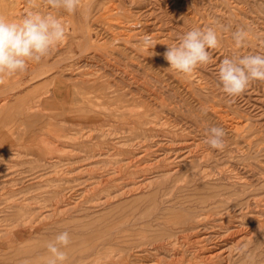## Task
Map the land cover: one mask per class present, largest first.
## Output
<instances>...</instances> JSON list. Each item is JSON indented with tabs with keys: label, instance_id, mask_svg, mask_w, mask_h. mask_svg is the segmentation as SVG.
<instances>
[{
	"label": "rangeland",
	"instance_id": "374dc122",
	"mask_svg": "<svg viewBox=\"0 0 264 264\" xmlns=\"http://www.w3.org/2000/svg\"><path fill=\"white\" fill-rule=\"evenodd\" d=\"M34 3L67 40L0 84V264H47L63 231L65 264H264V81L233 99L218 77L224 58L264 55V0H81L75 14ZM28 7L0 0V16L18 21ZM207 27L211 62L171 69L167 47ZM210 126L226 133L222 151L204 142Z\"/></svg>",
	"mask_w": 264,
	"mask_h": 264
},
{
	"label": "clouds",
	"instance_id": "9594fccd",
	"mask_svg": "<svg viewBox=\"0 0 264 264\" xmlns=\"http://www.w3.org/2000/svg\"><path fill=\"white\" fill-rule=\"evenodd\" d=\"M52 10H63L75 14L81 6V0H44ZM28 9L22 17L7 20L0 16V84L5 78L26 73L30 63H40L62 44L67 36L66 26L52 11L42 13L34 0H28ZM248 32L239 28L232 33L237 47H242ZM142 44L152 49L155 43L150 36H144ZM218 46V37L212 27L192 29L180 37L179 43L162 54L170 68L184 75H192L197 68L208 65L211 60L209 49ZM152 55H159L152 52ZM219 82L222 91L233 99L243 95L254 80L264 81V55H245L239 59L224 58L218 67ZM223 128L210 126L207 129L205 143L212 149L223 150L226 147ZM71 243L70 234L63 231L46 245L50 256L47 264H65L68 259L64 251ZM24 264H28L27 261Z\"/></svg>",
	"mask_w": 264,
	"mask_h": 264
},
{
	"label": "bare ground",
	"instance_id": "6f19581e",
	"mask_svg": "<svg viewBox=\"0 0 264 264\" xmlns=\"http://www.w3.org/2000/svg\"><path fill=\"white\" fill-rule=\"evenodd\" d=\"M22 6V5H21ZM18 9V8H17ZM21 9V8H20ZM19 9V10H20ZM16 10V9H15ZM23 11V10H22ZM16 13V12H15ZM67 40V39H66ZM87 40V39H86ZM86 43V42H85ZM66 44V43H65ZM56 64V63H55ZM56 65H58V64H56ZM45 66V65H44ZM54 66V65H53ZM54 77V76H53ZM57 77V76H56ZM56 80H58V79H52V81H56ZM59 81H56V83H55V86H56V84L58 83ZM95 84L96 83H94L93 85L95 86ZM99 84V83H98ZM52 93H54L53 91H52ZM51 93V94H52ZM54 95V94H53ZM155 97V96H154ZM143 113H144V111H143ZM174 113V112H173ZM142 115V114H141ZM136 116H138V115H136ZM135 116V117H136ZM172 118V117H171ZM144 119L146 120L147 118H145L144 117ZM162 119V118H161ZM151 120V119H150ZM139 122V121H138ZM145 122V121H144ZM147 122V121H146ZM156 122V121H155ZM132 123H133V121H132ZM139 124V123H138ZM138 124H136L137 126H139ZM191 124H192V122H191ZM141 125H143V124H141ZM140 125V126H141ZM135 126V125H134ZM143 127V126H142ZM145 128V127H144ZM155 128V127H154ZM157 128V127H156ZM130 129V128H129ZM153 129V128H152ZM163 129V128H162ZM92 130V129H91ZM137 130V129H136ZM141 130V129H140ZM173 130V129H172ZM175 130V129H174ZM230 130V129H229ZM147 131V130H146ZM152 131V130H151ZM159 131V130H158ZM89 132H90V129H89ZM92 132V131H91ZM136 132V131H135ZM137 132H140V131H137ZM148 132V131H147ZM105 133H107V132H105ZM133 133V132H132ZM104 134V133H103ZM134 134V133H133ZM142 133H140L139 135H141ZM147 134V133H146ZM149 134H151V132L149 133ZM148 134V135H149ZM135 135V134H134ZM143 135V134H142ZM152 135V134H151ZM94 136V135H93ZM236 136V135H235ZM83 138V137H82ZM90 138V137H89ZM147 138H149V137H147ZM85 139V138H84ZM130 139V138H129ZM125 140V139H124ZM123 140V141H124ZM128 140V139H127ZM132 140H133V138H131V142H132ZM148 140V139H147ZM150 140H152L151 138H150ZM158 140V139H157ZM86 141V140H85ZM120 141V140H119ZM122 142V141H121ZM140 142V141H139ZM149 142V141H148ZM78 143V142H77ZM88 143V142H87ZM147 143V142H146ZM151 143V142H150ZM163 143V142H162ZM145 144V143H144ZM144 144H142L143 146H144ZM87 145V144H86ZM129 145V144H128ZM207 145V144H206ZM89 146V145H88ZM119 146V145H118ZM118 146H116L117 148H118ZM131 146V145H130ZM134 146V145H133ZM121 148H123V147H121ZM111 149V148H110ZM208 149V148H207ZM88 150V149H87ZM87 150H86V152H87ZM90 150V149H89ZM120 150V149H119ZM124 151H126V150H124ZM128 151V150H127ZM178 151V150H177ZM146 152H148L149 153V151H146ZM96 153V152H95ZM143 153V152H142ZM145 154V153H144ZM143 158V157H142ZM127 159V158H126ZM119 160V159H118ZM128 160V159H127ZM117 161V160H116ZM121 162H123V161H121ZM133 162V161H132ZM124 163V162H123ZM137 163V162H136ZM119 165V164H118ZM123 165V164H122ZM125 165H126V163H125ZM145 165V164H144ZM208 165V164H207ZM49 167V166H48ZM125 168V167H124ZM141 168V167H140ZM139 168V169H140ZM120 169H122V167L120 168ZM129 169V168H128ZM131 169H133V168H131ZM138 169V168H137ZM134 170V169H133ZM136 170V169H135ZM134 170V171H135ZM141 170H143V169H141ZM128 171H130V169L128 170ZM159 171V170H158ZM1 172V171H0ZM132 172V171H131ZM163 173V172H162ZM10 174V173H9ZM157 174V173H156ZM164 174V173H163ZM1 175V174H0ZM165 175V174H164ZM167 175V174H166ZM105 176V175H104ZM160 176V175H159ZM161 176H163V175H161ZM112 177V176H111ZM117 177V176H116ZM144 178H146V177H144ZM111 179V178H110ZM58 182V181H57ZM107 183V182H106ZM98 184V183H97ZM141 184H142V182H141ZM59 187H61L60 185H59ZM55 188H57V187H55ZM62 188V187H61ZM110 188V187H109ZM125 188V187H124ZM58 189V188H57ZM96 189V188H95ZM112 189V188H111ZM7 190H8V188H7ZM10 190V189H9ZM70 190V189H69ZM87 190V189H86ZM89 190V189H88ZM90 190H92V189H90ZM110 190V189H109ZM210 190H214V189H210ZM209 190V191H210ZM6 191V190H5ZM50 191V190H49ZM56 192H53V193H51V194H53V195H55V197H58V195H63V193L60 191V190H55ZM99 191H101V190H99ZM52 192V191H51ZM111 193V192H110ZM217 194H218V192H216ZM99 194V193H98ZM101 194V193H100ZM104 194V193H103ZM116 194V193H115ZM217 194H215V195H217ZM64 195H65V193H64ZM97 195V194H96ZM113 195H114V193H113ZM207 195V194H206ZM82 196V195H81ZM100 196V195H99ZM106 196V195H105ZM211 196H213V195H211ZM203 197V196H202ZM205 197V196H204ZM53 198V197H52ZM51 198V199H52ZM136 198V197H135ZM212 198H214V197H212ZM217 198V197H216ZM26 199V198H25ZM47 199V198H46ZM79 199V198H78ZM81 199V198H80ZM98 199V198H97ZM97 199H96V201H97ZM105 199V198H104ZM103 199V200H104ZM206 199V198H205ZM215 199V198H214ZM223 199V200H222ZM221 199V201L222 202H224V198H222ZM225 199H227V198H225ZM36 200V199H35ZM56 200V199H55ZM53 201V200H52ZM58 201V200H57ZM61 201H63V199L61 200ZM65 201V200H64ZM100 201V200H99ZM197 201V200H196ZM205 201V200H204ZM218 201V200H217ZM219 202V201H218ZM107 203V202H106ZM211 203V202H210ZM29 204H31V203H29ZM77 204V203H76ZM208 204V203H207ZM27 205V204H26ZM25 205V208H23V209H21L20 211H21V216H23V215H26V214H28L29 212H28V210H27V206ZM47 205H49V204H47ZM51 205V204H50ZM53 205V204H52ZM55 205V204H54ZM66 205V204H65ZM211 205H212V203H211ZM220 205V204H219ZM23 206V205H22ZM44 206V205H43ZM221 206H224L223 204L221 205ZM220 206V207H221ZM30 207V206H29ZM212 207V206H211ZM214 207V206H213ZM30 209V208H29ZM43 209V208H42ZM61 209V208H60ZM64 209V208H63ZM187 209V208H186ZM212 209V208H211ZM34 210V209H33ZM53 210V209H52ZM59 210V209H58ZM188 210V209H187ZM206 210V209H205ZM29 211H31V210H29ZM40 211V210H39ZM182 211V210H181ZM190 211H192V210H190ZM28 212V213H27ZM54 212V211H53ZM2 213V212H1ZM32 213V215H33V212H31ZM31 213H29V214H31ZM191 213V212H190ZM196 213V212H195ZM182 214H179V216H181ZM191 215H192V213H191ZM194 215V214H193ZM197 216V215H196ZM193 217V216H192ZM189 218V217H188ZM206 219H207V217H205ZM5 219V218H4ZM26 219V218H25ZM30 219V218H29ZM176 219V218H175ZM186 219V218H185ZM188 220V219H187ZM190 220V219H189ZM60 221V220H59ZM182 221H184V220H181V223H182ZM256 221V220H255ZM180 222V221H179ZM189 222V221H188ZM13 223H15V222H13ZM49 223V222H48ZM216 223V222H215ZM95 224V223H94ZM168 223H166V225H167ZM172 223H170L169 225H171ZM132 225V224H131ZM203 225V224H202ZM65 226V225H64ZM180 226H182V224L181 225H179V228H181ZM185 226H188L187 224L185 225ZM184 226V227H185ZM192 226V225H191ZM200 226V225H199ZM198 226V227H199ZM205 226V225H204ZM165 227V226H164ZM170 227V226H169ZM172 227V226H171ZM183 227V226H182ZM196 227H197V225H196ZM197 227V228H198ZM207 227V226H206ZM173 228V227H172ZM175 228V227H174ZM173 228V229H174ZM194 228V227H193ZM196 228V229H197ZM200 228V227H199ZM170 229V228H169ZM176 229V228H175ZM182 229V228H181ZM184 229V228H183ZM201 229V228H200ZM200 229L198 230V231H200ZM164 230V229H163ZM190 230V229H189ZM204 230H205V228H204ZM207 230V229H206ZM216 230V229H215ZM113 231V230H112ZM192 231V230H191ZM197 231V230H196ZM201 231H203V230H201ZM218 231V230H217ZM235 231V230H234ZM136 232V231H135ZM171 233H172V231H170ZM174 232V231H173ZM184 232V231H183ZM186 232H188V231H186ZM211 232H213L212 230H211ZM159 233V232H158ZM161 233H163V231L161 232ZM180 233V232H179ZM179 233H176V234H178L179 235ZM198 233V232H197ZM202 233V232H201ZM204 233H205V231H204ZM216 233V232H215ZM219 233V232H218ZM234 233V232H233ZM175 234V233H174ZM193 234H195V233H193ZM199 234H200V232H199ZM203 234V233H202ZM214 234V233H213ZM219 234H221V233H219ZM239 235H240V232L238 233ZM177 235V236H178ZM181 235V234H180ZM180 235H179V237H180ZM185 235V234H184ZM201 235V234H200ZM215 235V234H214ZM217 235V234H216ZM232 235V234H231ZM158 236V235H157ZM173 236V235H172ZM156 237V236H155ZM159 237H160V235H159ZM167 237V236H166ZM169 238L171 237V236H168ZM174 237V236H173ZM176 237V236H175ZM211 237H212V235H211ZM211 237H210V239H211ZM124 238V237H123ZM126 238V237H125ZM143 238H144V236H143ZM163 238V237H162ZM157 239V238H156ZM168 239V238H167ZM167 239H165L166 241H167ZM219 239V238H218ZM226 239V238H225ZM224 239V240H225ZM9 240V239H8ZM140 240H141V237H140ZM149 240V239H148ZM155 240V239H154ZM162 240H164V239H161V241ZM172 241H173V238L171 239ZM195 240V239H194ZM202 240H204L203 238H202ZM205 240H206V237H205ZM212 240V239H211ZM223 240V241H224ZM7 241V240H6ZM144 241V240H143ZM169 241V240H168ZM201 241V240H200ZM220 241H222V240H220ZM219 241V242H220ZM139 240H138V244H139ZM142 242V241H141ZM150 242V241H149ZM157 242V241H156ZM206 242V241H205ZM212 242V241H211ZM214 242V241H213ZM212 242V243H213ZM2 243V242H1ZM122 243H124V241L122 242ZM134 243V242H133ZM133 243L131 244V247L133 246ZM164 243V242H163ZM162 243V244H163ZM200 243V242H199ZM207 243V242H206ZM92 244V243H91ZM127 244V243H126ZM128 244H130V243H128ZM135 244V243H134ZM124 245H125V243H124ZM143 245V244H142ZM148 245V244H147ZM146 245V246H147ZM154 245H156V244H154ZM160 245V244H159ZM165 245V244H164ZM205 245V244H204ZM217 245V244H216ZM129 246V245H128ZM136 246H138V245H136ZM158 246V245H157ZM215 246V245H214ZM223 246V245H222ZM10 247H12V245H10ZM139 247V246H138ZM143 247H144V245H143ZM20 248V247H19ZM121 248V247H120ZM119 248V249H120ZM123 248V247H122ZM151 248V247H150ZM182 248H183V246H182ZM211 248V247H210ZM216 248H217V246H216ZM18 249V248H17ZM116 249H118V247H116ZM130 249V248H129ZM157 249V248H156ZM181 249V248H180ZM125 250H128V248L127 249H125ZM136 250V252H137V250H139V249H135ZM154 250V249H153ZM216 250V249H215ZM122 251V250H121ZM129 251V250H128ZM151 251V250H150ZM156 251V250H155ZM127 252V251H126ZM125 252V253H126ZM162 252V251H161ZM169 252V251H168ZM179 252V251H178ZM218 252V251H217ZM222 252H223V250H222ZM127 253H129V252H127ZM141 253H143V252H141ZM144 253H145V251H144ZM165 252H163V254H164ZM167 253V252H166ZM197 253V252H196ZM134 254V253H133ZM137 254V253H136ZM140 254V253H139ZM162 254V255H163ZM209 254V253H208ZM214 254V253H213ZM212 254V255H213ZM127 255V254H126ZM138 255V254H137ZM141 255V254H140ZM143 255V254H142ZM141 255V256H142ZM168 255V254H167ZM211 255V254H210ZM220 255V254H219ZM221 255H223V254H221ZM131 256V255H130ZM129 256V257H130ZM146 256V255H145ZM166 256V255H165ZM170 256V255H169ZM225 256V255H224ZM143 257V256H142ZM176 257V256H175ZM178 257V256H177ZM221 257V256H220ZM131 258V257H130ZM162 258V257H161ZM172 258V257H171ZM197 258V257H196ZM204 258V257H203ZM164 259V258H163ZM168 259V258H167ZM167 259H165V260H167ZM173 259V258H172ZM190 259V258H189ZM224 259V258H223ZM155 260V259H154ZM174 260V259H173ZM182 260V259H181ZM185 260V259H184ZM106 261V260H105ZM133 261V260H132ZM131 261V262H132ZM149 261V260H148ZM151 261H152V259H151ZM164 261V260H163ZM183 261V260H182ZM111 262H113V261H111ZM127 262V261H126ZM135 262V261H134ZM178 262V261H177ZM184 262V261H183ZM107 263H109L108 261H107ZM128 263H130V262H128ZM82 264H84V263H82ZM92 264V263H91ZM114 264H116V263H114ZM119 264H127V263H124L122 260H121V262H119ZM133 264H150L149 262L147 263V261L145 262L144 260H138L137 259V263H133ZM165 264H166V262H165ZM171 264V263H170Z\"/></svg>",
	"mask_w": 264,
	"mask_h": 264
}]
</instances>
